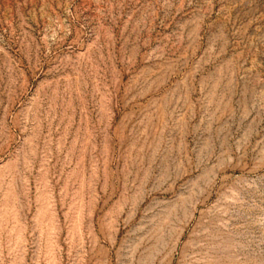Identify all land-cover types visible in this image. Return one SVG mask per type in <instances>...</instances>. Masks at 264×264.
Listing matches in <instances>:
<instances>
[{"label":"rangeland","instance_id":"rangeland-1","mask_svg":"<svg viewBox=\"0 0 264 264\" xmlns=\"http://www.w3.org/2000/svg\"><path fill=\"white\" fill-rule=\"evenodd\" d=\"M0 264H264V0H0Z\"/></svg>","mask_w":264,"mask_h":264}]
</instances>
